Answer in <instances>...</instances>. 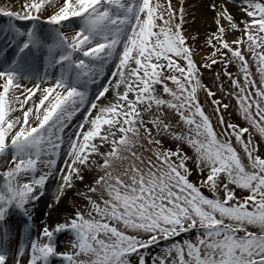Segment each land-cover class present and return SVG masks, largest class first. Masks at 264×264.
<instances>
[{
  "label": "snow or ice",
  "instance_id": "6c2138e0",
  "mask_svg": "<svg viewBox=\"0 0 264 264\" xmlns=\"http://www.w3.org/2000/svg\"><path fill=\"white\" fill-rule=\"evenodd\" d=\"M183 5L0 6V264H264V0H210L203 46ZM214 65L245 126L203 83ZM70 192L83 203L33 237L41 197Z\"/></svg>",
  "mask_w": 264,
  "mask_h": 264
},
{
  "label": "rangeland",
  "instance_id": "374dc122",
  "mask_svg": "<svg viewBox=\"0 0 264 264\" xmlns=\"http://www.w3.org/2000/svg\"><path fill=\"white\" fill-rule=\"evenodd\" d=\"M23 2L24 0H0V6L7 4L13 10L21 11L22 10L21 6ZM172 3L174 7L178 8L180 4V0H172ZM209 3H210V0H184V5H183L186 10L185 19L187 21L184 25L185 34L188 36H192V35L197 36V40L195 41V43L201 46L205 45V40L207 36L216 30V25L213 20L214 14L207 7ZM200 5L202 6V9L203 8L205 9L208 15L207 14H205L204 16L200 15L199 20H197L198 6L200 8ZM230 10L233 12V14L238 19L242 17V13H240L238 7H232L230 8ZM7 23H8L7 17H3L2 15H0V27H3ZM18 23L28 24L29 22L21 21ZM235 35L239 36L240 34L235 33ZM229 38L231 39L233 37L230 35ZM188 43L191 44L193 43V41L189 40ZM209 52H210V49L207 46H204L201 49V54L206 55ZM195 59L199 61L200 55H197ZM203 71H204V75H203L204 84L208 85L209 87H212L213 81H215L216 79L215 74L217 72H220L221 73L220 81H216V83L219 84L223 82L225 91H231L230 81H228L227 77L223 76V71L220 65H214L211 70H203ZM228 71L235 73L237 69L234 66L230 65L228 68ZM254 71H255V68L253 66V72ZM212 90L216 93V97H215L216 99H223L224 103L230 104L229 109L227 110V112L224 113L225 120H230L232 123L239 124L240 126H245L244 121L240 118V116L237 113V110H236L237 106H236L235 98L233 97L224 98V94L221 93L216 87H212ZM200 98H201V103H204V93L203 92L200 93ZM205 111L207 114L211 115L212 108H211L210 103L205 105ZM213 120H215L214 116H213ZM255 135L256 134L253 132L254 137ZM260 151L264 152V143L261 144ZM59 166L62 167L63 164L60 163ZM195 175L196 174L194 173V178H195ZM86 182L87 183L91 182L90 176L88 177ZM79 187L83 189L84 185H79ZM72 201H75L77 205H80L83 203L80 197L75 196L74 193L70 192L68 196L64 200H62V202L58 205V209H56V211L53 213V217L50 218V220L47 223L50 226H54L58 222H63L64 217L66 215H71L73 212V207L71 203ZM22 220H23V217H19V216L14 217L12 220V226L17 230H22L23 228ZM34 224H35V230L33 231V237H35L36 235V230L43 227V223L36 222L35 219H34ZM60 239H61V245L63 246L61 247V249L63 250L65 243L67 241V237L62 235ZM177 239H180V238H177ZM163 244L164 242L162 241L161 245L163 246ZM158 250L159 249H154V252ZM149 264H151L150 260H149Z\"/></svg>",
  "mask_w": 264,
  "mask_h": 264
},
{
  "label": "bare ground",
  "instance_id": "6f19581e",
  "mask_svg": "<svg viewBox=\"0 0 264 264\" xmlns=\"http://www.w3.org/2000/svg\"><path fill=\"white\" fill-rule=\"evenodd\" d=\"M203 10V12H202ZM207 14L205 9H202V6L200 5V8L198 6V13H197V20H199L200 15L204 16ZM208 15V14H207ZM95 86L93 88V91L95 92ZM76 123V121L73 122V124ZM49 185L51 188H54V182L49 181ZM52 203L51 196L50 194L46 195L45 197H41L40 201L37 202L35 212H34V219L36 222H41L43 223L44 221L48 222L50 218L53 217V213L58 209V205L55 206V209L52 210L51 212L49 211L48 204ZM63 247L60 244V248Z\"/></svg>",
  "mask_w": 264,
  "mask_h": 264
}]
</instances>
